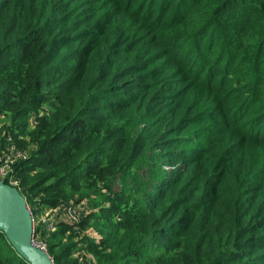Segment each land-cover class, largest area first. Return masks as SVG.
<instances>
[{"label": "trees", "instance_id": "trees-1", "mask_svg": "<svg viewBox=\"0 0 264 264\" xmlns=\"http://www.w3.org/2000/svg\"><path fill=\"white\" fill-rule=\"evenodd\" d=\"M0 116L54 264H264V0H0Z\"/></svg>", "mask_w": 264, "mask_h": 264}, {"label": "water", "instance_id": "water-1", "mask_svg": "<svg viewBox=\"0 0 264 264\" xmlns=\"http://www.w3.org/2000/svg\"><path fill=\"white\" fill-rule=\"evenodd\" d=\"M0 231L28 264H54L46 249L33 240L32 218L19 190L0 179Z\"/></svg>", "mask_w": 264, "mask_h": 264}, {"label": "built area", "instance_id": "built-area-1", "mask_svg": "<svg viewBox=\"0 0 264 264\" xmlns=\"http://www.w3.org/2000/svg\"><path fill=\"white\" fill-rule=\"evenodd\" d=\"M26 157L27 152L25 150H21L14 143H11L7 147L6 151L0 153V179L5 180L7 184L18 189L19 180L15 177L13 173V163L17 159H25ZM52 209L56 211L55 213L58 212V214L55 218H51L47 222H45V226H47L48 230H54V227L59 220H65L73 224L78 222V220L87 211V205L85 201H82L75 205H69L63 208L55 207ZM29 212L32 218V226L34 232L35 226L33 225V213H31L30 208ZM33 240L34 242H37L34 238ZM37 243H39L42 247L45 248V245L42 242Z\"/></svg>", "mask_w": 264, "mask_h": 264}, {"label": "rangeland", "instance_id": "rangeland-1", "mask_svg": "<svg viewBox=\"0 0 264 264\" xmlns=\"http://www.w3.org/2000/svg\"><path fill=\"white\" fill-rule=\"evenodd\" d=\"M237 68H239V71L238 72H242V70H243V73H246L247 72L245 70L246 67L244 65H239ZM4 123H6V117L0 116V125H2ZM192 131L193 132H197V133L199 132L197 130V127H193L191 129V132ZM55 212L56 211L54 209L48 207V208H45L43 211H37V212L33 213V225L35 227H38V228L40 227L39 232H41V230L43 228H45V222H47L51 218H55L56 217V215L58 214V212L57 213H55ZM86 231L88 232V230H86ZM38 238H39V235L37 236L36 240Z\"/></svg>", "mask_w": 264, "mask_h": 264}]
</instances>
